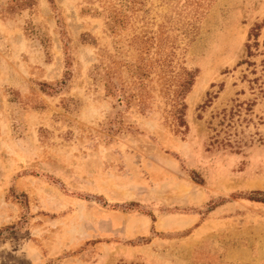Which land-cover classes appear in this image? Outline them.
Wrapping results in <instances>:
<instances>
[{
	"label": "rangeland",
	"instance_id": "obj_1",
	"mask_svg": "<svg viewBox=\"0 0 264 264\" xmlns=\"http://www.w3.org/2000/svg\"><path fill=\"white\" fill-rule=\"evenodd\" d=\"M264 0H0V264H264Z\"/></svg>",
	"mask_w": 264,
	"mask_h": 264
},
{
	"label": "trees",
	"instance_id": "obj_2",
	"mask_svg": "<svg viewBox=\"0 0 264 264\" xmlns=\"http://www.w3.org/2000/svg\"><path fill=\"white\" fill-rule=\"evenodd\" d=\"M249 198L254 201H260L264 203V192L254 191Z\"/></svg>",
	"mask_w": 264,
	"mask_h": 264
}]
</instances>
